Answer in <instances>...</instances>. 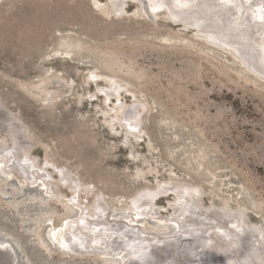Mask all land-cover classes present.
I'll use <instances>...</instances> for the list:
<instances>
[{
    "label": "rangeland",
    "instance_id": "rangeland-1",
    "mask_svg": "<svg viewBox=\"0 0 264 264\" xmlns=\"http://www.w3.org/2000/svg\"><path fill=\"white\" fill-rule=\"evenodd\" d=\"M106 2L0 0V103L26 127L27 157L49 186L44 204L30 199L37 193L26 186L38 182L21 178L12 155L0 193V240L13 244L18 264H102L111 256L98 247L65 253L45 240L47 214L82 234L77 209L100 217V202L127 215L133 197L167 181L198 188L192 202L200 208L242 212L264 239V80L193 30L181 31L165 9L150 19L136 0H125L120 15ZM133 103L127 119L140 140L119 123ZM10 145L0 131V153ZM64 173L77 184L64 183ZM18 183L19 192L10 191ZM163 195L138 211L155 209L156 220L171 224L168 206L179 194ZM139 228L168 234L147 223ZM100 235L88 232L90 243ZM261 253L264 260V240Z\"/></svg>",
    "mask_w": 264,
    "mask_h": 264
},
{
    "label": "bare ground",
    "instance_id": "bare-ground-1",
    "mask_svg": "<svg viewBox=\"0 0 264 264\" xmlns=\"http://www.w3.org/2000/svg\"><path fill=\"white\" fill-rule=\"evenodd\" d=\"M108 2L110 3V1L107 0L106 4H108ZM124 2L125 0L122 1L116 0L114 3H112L111 0V5L108 6L112 7L113 5L116 13L119 14L118 11L120 10L122 12L123 10ZM135 4L140 5L139 2L138 3L135 2ZM148 6L150 7L151 10L154 11L159 9L161 6H164L163 8L167 11L168 16L170 15L172 17L178 18L184 21L185 23H187L188 25L200 26L202 32L205 33V35L213 36L217 43L225 44L236 54L239 53L241 54V56L245 57L248 60L247 65L251 64L252 68H256V70L261 73L264 72V0H148ZM255 36L259 39V41L256 40L255 42L254 40ZM66 54L68 55L69 53ZM233 59L235 58L233 57ZM234 61L237 62L238 65H241L245 71L249 72L252 75H255L252 72L248 71V68L242 65L240 62H238L236 59ZM134 107H135V103L126 106L127 110L125 111V118L123 119V117H121L119 123L121 128L124 130V133H126V135L131 134L132 137H134L136 140H140L141 134L140 131L138 130V127L132 122H129L127 119L129 116V110L134 109ZM8 112L10 111L8 110ZM10 114L12 115V113ZM14 119L17 120L16 118ZM11 146L12 144L6 150H2L0 153V157H1L0 158V193H4L5 191L4 182L9 178H11L10 173L5 172V170H7V165L9 164L10 158L12 157V155L13 156L15 155L17 156V161L20 159L18 155L14 152L7 153L8 149L11 148ZM14 166L16 165H13L12 167ZM15 168L18 169L21 178L27 182L29 181V184L34 185L36 182H38L36 187L27 185L26 188L28 187L29 189L34 190L37 193V196L35 197L32 196L30 199H32L35 202L37 201L39 203L44 204L46 200L45 196H47L45 195V191H49V186L45 185V181L41 180V176H39L38 173L36 174L34 170L35 169L34 164L32 163V169H29L27 171L29 173L25 171L26 168L24 167V165L20 164L19 162L17 163V167ZM61 180L64 183H67L68 185L73 186L77 184L75 177H73L69 173L61 174ZM14 185L16 186L15 183ZM21 186H23L22 183H18L16 188L13 189H11L10 187L9 188L11 189L10 191H14L18 193L19 190L21 189ZM193 186L187 185V183L181 185H176V184L174 185L173 183L171 184L168 181L162 182L157 187H155L154 190L143 191L137 196L133 197L131 200L135 211L129 213L127 212L128 213L127 215H124V212L123 214L117 215L113 212H110L102 203L96 202L95 209L97 214L98 213L100 214V217H98V215L97 216L94 215L95 217L85 216V214L79 209L76 210V216L80 218L78 222L80 223L81 228H84L83 230L88 229L87 232L89 233L92 232V233L101 234L100 237H97L94 240L96 243L91 242L89 243V246L94 247L97 243L104 245L106 241L103 242L101 240L102 236H109L110 238L112 237V239L116 238L117 243L119 244L123 243L121 244V247L118 246L119 248L118 247L116 248V246L118 245L116 243L117 245L115 247L109 249L110 252H108L107 250L106 251L100 250L99 252H102L104 255L105 254L107 255L109 253L111 256V257L104 256L102 260V264H115L116 261L122 264H130L129 263L130 261L126 259V256L129 253L132 254L131 259L133 260V264H139L141 262L142 264H154V262H156L155 258L148 257V253H147L149 249L148 244L155 242V240H163L166 238H170V236H172L174 233L168 232V234H165L163 237H158L156 235H158L159 233L153 231L151 234L143 235L142 231H140L139 228L140 225L138 223L143 220L144 212H140L138 210L144 208L150 209V207H152L154 199L156 200V197L160 195L167 194L170 191H174V193L176 192L177 194H179L178 197L176 196L177 197L176 205L172 206V215L170 217L172 220L171 224L156 220V217L154 216L153 212H151L149 215H144L154 219L153 222L156 225L155 226L153 225V228L157 230L159 229L166 230L168 226H173L174 230H176L177 232V229L179 228V223L176 220V218L173 217V213L175 211L174 208H176V210L179 211L177 216L178 219L182 221L183 223L182 225L184 226L191 225L192 227H196V225L202 222L201 221L202 218H207L205 216V212H212L214 215L220 218L226 217L228 219L225 220L227 222L221 224L220 226L214 224L209 226L202 225L205 222L199 225L201 227V232L205 230L204 231L205 237L206 235L208 236V234L209 236H212V233L209 232L212 231L218 232L219 230H227L230 225H238L239 222L238 217L240 215L242 216V212L240 211H235V210L231 211L219 207L215 208V206L214 208H211L210 206H208V208H200L197 204H194V202H192V199H193V195L196 193V190L198 188L196 189ZM15 203L16 202L14 201V203H11V205L14 206ZM191 207L195 211L202 210L201 212L198 213L191 212L192 215L194 214V216H196L195 219L196 222L186 219L187 216L186 214L190 213L189 208ZM130 216L131 219L129 218ZM96 218H100V219H96ZM52 219L53 217L48 216L47 214L44 222L46 223L45 225L47 229L46 237L44 239L50 241L51 244H54L55 247L61 249L65 253H68V250L70 249H73L74 251L84 252L85 250H82L81 248L83 247L82 245L83 241H86L84 240L85 238L83 237V233L81 234L77 229L74 228L70 230V227L73 224L72 222L69 223V221H65L61 225L55 226ZM115 221L121 222L122 224L118 225L115 223ZM245 223H246L245 220H243L241 227H243L244 230L248 231L249 235L261 236L262 238L261 230L259 227L260 224L249 225ZM183 236L184 237L177 244L176 248L178 249L181 248V250H185L186 255L180 257L182 259L176 260L174 264H218L215 261L214 262L207 261L206 259L207 257L205 258L203 256L200 257L199 255H196L195 252L193 253V250L190 251L189 250L190 247L188 245L189 242L184 239L187 235H183ZM149 237H152L153 239ZM148 239H151L153 241H150ZM70 243L72 244V246L70 245ZM73 244H75V246ZM12 246L10 245V242H8L6 239L0 240V250L2 251L0 253V262H1L0 264L19 263L15 260V256L12 251L13 250ZM226 249L228 250V252L235 255L236 259L242 262V264H260L257 262L258 259H256L253 253L252 254L246 253L244 256H241L242 254H240V252L238 251V246L233 242L227 243ZM261 257L263 259L262 253H261ZM161 259H163L162 261H166V262L168 261L166 255L165 256L162 255ZM241 259L243 260L241 261ZM139 260L141 261L139 262ZM27 264H32V263L29 260H27Z\"/></svg>",
    "mask_w": 264,
    "mask_h": 264
},
{
    "label": "water",
    "instance_id": "water-1",
    "mask_svg": "<svg viewBox=\"0 0 264 264\" xmlns=\"http://www.w3.org/2000/svg\"><path fill=\"white\" fill-rule=\"evenodd\" d=\"M116 0H112V3H114ZM122 1V0H119ZM131 1V0H128ZM141 4V7L138 9L139 13H143L145 16H147L150 19H153L155 16V11L157 10H164V6H161L157 10H151L150 7L148 6V0H136ZM108 5H111V2H108ZM118 15L122 14V12L119 10ZM114 15H117L114 13ZM167 16V19L173 23V24H180V30L185 31L187 29L193 30V33L195 34L196 32V37L202 39L203 41L207 42L208 44H214L215 46L219 47L220 49L224 50L225 52L229 53L232 55L238 62H240L242 65L248 68V71L252 72L255 74L257 77L260 79L264 80V72H259L256 70V68H252L251 64L247 65L248 60L241 56V54H236L233 52L227 45L225 44H219L215 41V38L213 36H207L205 33L202 32L200 26H194V25H188L184 21L172 17V16ZM114 96V94H110ZM133 109L129 110V114H131ZM0 131L6 133L9 137L10 143L12 144L11 148L8 149L7 153H16L18 157L20 158L18 162L26 168L25 171L27 172L29 169H32V160L28 159L27 154L28 151L32 145L31 141L27 139V135L25 133L26 127L24 125H20V123L13 118V116L8 112V110L0 103ZM29 173V172H27ZM30 175V174H29ZM198 207V206H196ZM169 209H172L170 206H168ZM175 211L173 213V217L176 218V220L179 223V228L174 230L173 226H168L167 230L168 232L174 233L170 238H166L163 240H155V242L148 244V257L155 258L154 264H174L176 260H180L183 257V255H186L185 250H181L176 248L177 244L180 242V240L184 237L183 235H187L184 239L187 240L189 243L190 251L193 250V253L195 252L196 255H199L200 257L207 256V255H212L214 257V261L217 262L218 264H242V262L238 261L235 257V255L231 254L228 252L226 249V244L233 242L238 246V251L241 256H244L246 253L247 254H254L257 262L260 264H264V261L261 257V252H262V244H263V238L261 236H253L249 235L248 231L244 230L243 227H241V224L243 222L242 216L240 215L238 217V225H230L227 230H219L218 232H209V233H216L217 237H212L204 235L203 230L201 232V227L199 225H217L220 226L221 224L227 222L225 220H228L226 217L220 218L216 215H214L212 212H205V216L207 218H202L201 223L196 225V227H192L191 225L184 226L182 225V221L178 219L177 214L179 213L176 208H174ZM202 210L195 211L192 207L189 208V212L186 215L187 220H192L196 222V216L194 214L192 215L191 212H201ZM153 213H156V210H153ZM143 214V220L139 222V225H142L144 223H148L151 225H156L153 221L154 219L151 217L144 216ZM238 216V215H237ZM218 217V218H217ZM100 219V218H96ZM194 219V220H193ZM205 229V228H204ZM88 229L84 231L83 233V238L86 241H83V247L82 250H85L84 253L88 252H94L96 248L98 247L101 250H109L113 247L118 246L121 247V244L123 243H117L116 238L112 239L109 236H102L101 240L104 242L103 244H97L96 247L89 246V237H88ZM157 232V231H156ZM153 239L152 237H149ZM151 239H148L150 241H153ZM88 243V244H87ZM117 243V244H116ZM72 246V244L70 243ZM75 246V244H73ZM12 246V245H11ZM73 246V247H74ZM110 246V247H109ZM103 247V248H102ZM13 254L15 256V260L17 261V250L15 247H13ZM79 248V247H78ZM119 248V247H118ZM93 249V251H91ZM187 250V249H186ZM140 251V250H139ZM250 251V252H249ZM2 251L0 250V253ZM165 256L168 258V261H162L161 256ZM128 257V258H127ZM132 254H128L126 256V259L130 261V264H133V260L131 259ZM144 260V258H143ZM142 260V261H143ZM243 259H241L242 261ZM141 260H139L140 262ZM18 262V261H17ZM1 263V262H0ZM12 263V262H11ZM122 264V263H118ZM139 264H142L139 263Z\"/></svg>",
    "mask_w": 264,
    "mask_h": 264
}]
</instances>
